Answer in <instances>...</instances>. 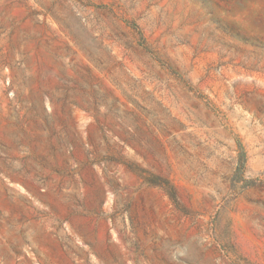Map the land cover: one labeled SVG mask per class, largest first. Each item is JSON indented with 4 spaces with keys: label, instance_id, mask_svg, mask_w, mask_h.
Instances as JSON below:
<instances>
[{
    "label": "rangeland",
    "instance_id": "rangeland-1",
    "mask_svg": "<svg viewBox=\"0 0 264 264\" xmlns=\"http://www.w3.org/2000/svg\"><path fill=\"white\" fill-rule=\"evenodd\" d=\"M0 264H264V0H0Z\"/></svg>",
    "mask_w": 264,
    "mask_h": 264
},
{
    "label": "trees",
    "instance_id": "trees-1",
    "mask_svg": "<svg viewBox=\"0 0 264 264\" xmlns=\"http://www.w3.org/2000/svg\"><path fill=\"white\" fill-rule=\"evenodd\" d=\"M243 167H244V159H243V155L241 153V156L238 160V163H237V167H236V170H237V173L240 174L243 170Z\"/></svg>",
    "mask_w": 264,
    "mask_h": 264
}]
</instances>
